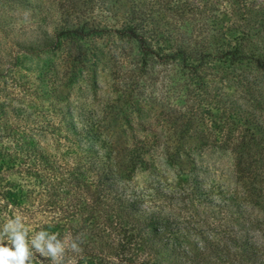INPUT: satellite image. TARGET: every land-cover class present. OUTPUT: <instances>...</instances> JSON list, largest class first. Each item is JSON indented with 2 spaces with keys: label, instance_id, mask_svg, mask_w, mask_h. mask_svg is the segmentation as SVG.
<instances>
[{
  "label": "rangeland",
  "instance_id": "rangeland-1",
  "mask_svg": "<svg viewBox=\"0 0 264 264\" xmlns=\"http://www.w3.org/2000/svg\"><path fill=\"white\" fill-rule=\"evenodd\" d=\"M227 1L192 0L201 7H205V2L208 7L217 4L222 9L233 10ZM254 2L257 5L255 10L261 8L260 12H264V0ZM99 3L100 0L96 5L92 0H0V111L7 113L0 117V124L7 117L15 126L24 127L30 121L13 115L12 111L29 109L44 122L60 123L61 126L76 123L81 128L84 123L103 120L106 108L117 103L132 113L134 129L139 138L145 139L149 149L144 156L147 163L138 168L130 186L141 194L142 208L150 210V207L154 216L146 214L164 230L162 242L166 243V251L175 248L177 255L180 252L178 259L182 264H212V260L208 262L209 259L204 257L216 252H212L215 244L231 246L229 239L234 235L251 237L262 248L264 211L256 209L244 213V205L239 202L238 208V203L232 205V202H228L227 207L218 206L222 203L217 196L220 190L241 189L231 151L209 146L198 151L190 174L181 173L180 165L167 160L164 144L169 126L174 121L168 114L182 108V116H189L187 110L194 102L187 89L188 72L182 62L169 60L164 64L161 57H151L146 74L138 77V69L132 66L138 54L136 42L119 38L114 33L86 40L60 35L74 23L79 11H86L84 13L89 16V8H93L97 19L103 17L108 24L116 25V18H108ZM159 11L163 12V9ZM201 22L199 18L189 28L200 26ZM159 24L164 25L161 21ZM181 30L177 32L181 33ZM170 41L165 42L167 47L173 46ZM150 44L156 46L155 41ZM83 48L91 49L93 59L96 51L95 56L100 60L96 66L92 62L89 69L74 71L73 59L82 54ZM120 50L128 56L126 60L117 57ZM255 70L259 71V68L233 67L226 62L221 64L219 71L210 70L208 73L211 77L218 74L231 77ZM223 87L228 96L237 99L239 106L246 105L245 98H241L243 88L235 83V79ZM127 98L130 107L126 108L121 99L125 104ZM204 120L205 126L212 128L206 117ZM211 132L213 134L216 130L212 128ZM4 134L0 125V140L6 143L8 138L2 137ZM62 141H57L50 133L39 140L40 145L57 159L74 167L76 153H69L70 143ZM7 184L18 191L16 201L5 196L3 186ZM201 188L206 189L211 198L201 200L198 197ZM166 194H176L178 198L164 201ZM67 197L57 198V203L48 205L40 179L26 169H3L0 172V227L8 219L20 215L29 238L44 230L56 234L58 239L67 238L70 245L79 237L82 241L79 251L67 247L64 264H121V259L138 262L147 257V252L137 243L129 245V249L122 252L124 256L116 254L122 248L124 229L132 226L139 229L142 237H148L155 233L154 227L134 226L119 215L99 219L83 201ZM33 264H50V260L34 253Z\"/></svg>",
  "mask_w": 264,
  "mask_h": 264
},
{
  "label": "trees",
  "instance_id": "trees-1",
  "mask_svg": "<svg viewBox=\"0 0 264 264\" xmlns=\"http://www.w3.org/2000/svg\"><path fill=\"white\" fill-rule=\"evenodd\" d=\"M92 2L96 5L97 0ZM227 2L233 10L222 9L217 4L208 7L205 2V7H201L192 0H100L99 7L108 13V18H116V25L108 24L103 17L97 19L93 8H89V16L84 13L86 11H79L74 23L60 35L86 40L114 33L119 38L136 42L138 54L132 66L138 69V77L146 74L151 57H161L164 64L169 60L181 61L188 72L186 85L194 102L187 110L189 116H182V108L168 114L174 121L164 144L167 160L180 165L181 173L190 174L198 151L207 146L231 151L241 189L220 190L217 196L222 203L218 206L239 202L244 205V213L256 209L264 211V12H260L261 8L255 10L254 0ZM161 8L163 12L159 11ZM199 18L202 19L200 26L189 28ZM159 21L169 26L164 27ZM170 40L173 46L167 47L165 42ZM152 41L156 42L157 50L150 44ZM164 49L169 52H161ZM90 54L91 49L83 48L82 54L73 59V70L89 69L92 62L96 66L100 57L94 54L93 59ZM116 55L123 60L128 57L121 50ZM226 62L233 67L245 65L252 70L258 67L259 71L211 77L208 71H219L221 64ZM233 79L243 88L241 98H245L246 105L242 107L237 99L224 92L223 85ZM127 100L124 104L121 99L126 108L130 107ZM12 112L30 122L20 128L5 117L0 124L5 133L2 137L8 138L6 143L0 140V172L16 168L31 172L43 183L48 205L57 203V198L67 199L69 195L73 200L83 201L99 219L119 215L134 226L154 227L155 233L148 237H142L139 229L132 226L123 230L122 248L116 255L124 256L122 252L137 243L147 252V257L138 262L121 259V264H182L178 259L180 252L177 255L175 248L166 251V243L162 242L164 230L146 214L154 216L150 207V210L142 208L141 194L130 186L138 168L147 163L144 156L149 151L145 139L139 138L134 129L131 112L113 103L106 108L103 120L84 123L81 128L76 123L61 126L44 122L29 109ZM4 114L7 115L0 111V117ZM205 117L216 130L213 134L212 128L205 126ZM49 133L57 141L63 139L62 142L70 143L68 152L76 153L74 167L40 145V138ZM8 185L3 186L5 196L16 201L19 193ZM198 197L201 200L211 198V194L202 189ZM168 198L173 201L178 197L164 195V201ZM229 240L232 245L226 247L213 243L212 252H216L204 258L209 259L208 262L212 260V264H264V246L261 248L257 241L235 235Z\"/></svg>",
  "mask_w": 264,
  "mask_h": 264
},
{
  "label": "clouds",
  "instance_id": "clouds-1",
  "mask_svg": "<svg viewBox=\"0 0 264 264\" xmlns=\"http://www.w3.org/2000/svg\"><path fill=\"white\" fill-rule=\"evenodd\" d=\"M79 237L68 244L56 234L41 230L29 238L23 218L16 215L0 227V264H33L34 253L48 258L50 264H64L66 248L79 251ZM34 250V252H33Z\"/></svg>",
  "mask_w": 264,
  "mask_h": 264
}]
</instances>
